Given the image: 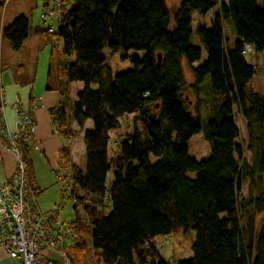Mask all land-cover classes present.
I'll return each mask as SVG.
<instances>
[{
	"label": "trees",
	"instance_id": "16d2710c",
	"mask_svg": "<svg viewBox=\"0 0 264 264\" xmlns=\"http://www.w3.org/2000/svg\"><path fill=\"white\" fill-rule=\"evenodd\" d=\"M44 1L43 7L50 8L58 0ZM6 5L0 0V7ZM62 5L58 30L37 32H52L53 39L62 41L64 55L75 60L64 68L67 83L82 85L69 108L61 103L51 111L58 134L70 143L59 152V168L66 173L59 182L65 181L63 194L69 191L70 200L77 202V218L69 225L75 243L64 251L71 263L264 264V226L257 234L264 192L242 199L245 179L254 183L264 178V96L253 88L256 66L243 55L246 44L252 45L253 54L264 53V3L259 10L256 0H183L174 15L168 0H62ZM214 9L212 28L196 30L207 55L199 64L202 50L191 44L192 12L205 17ZM224 20L232 22L238 34L233 48L225 42ZM31 31L29 17L21 15L1 32L0 117L1 43L19 52ZM106 49L146 55L132 59L133 70L113 74ZM184 62L193 74L190 86ZM207 78L215 108L204 129L211 154L198 161L189 155L188 144L203 131L200 101L195 117L185 94L199 96ZM236 109L247 123L246 149L236 144ZM130 115L132 131L120 138L110 159L111 132L121 129V120ZM88 122L92 129H86ZM80 136L86 173L72 161V142ZM21 148L37 199L44 190L37 184L29 141L22 140ZM246 150L252 154V165L245 162ZM248 208L252 215L243 227L242 213ZM189 230L196 233L193 257L165 260L158 240ZM90 251L92 263L87 258Z\"/></svg>",
	"mask_w": 264,
	"mask_h": 264
},
{
	"label": "crops",
	"instance_id": "0c3cea01",
	"mask_svg": "<svg viewBox=\"0 0 264 264\" xmlns=\"http://www.w3.org/2000/svg\"><path fill=\"white\" fill-rule=\"evenodd\" d=\"M27 2L10 0L5 7V13L0 15V39L3 28L12 24L21 15L29 17L32 27L30 36L24 42L23 48L19 52H15L16 55H10L7 45L1 44L3 105L0 117V183L11 179L17 170L16 159L8 151L5 137L7 132L15 128L16 108L20 105L33 103L36 108L37 134L36 143H30V157L35 168L38 187L45 192L53 183L52 172L61 171L59 152L70 144L69 140H65L55 133L51 111L61 103L69 108L70 103L77 100V93L82 89V85L67 83L64 68L66 64L73 63L75 60L64 55L62 41L53 39L50 34L52 32L47 36L37 32V30L46 31L50 29L56 32L58 30L57 21L53 18L46 20L40 18V0H28ZM45 4L44 1L42 5ZM237 39L238 34L236 32L235 42ZM227 44L230 46V42ZM5 56H8V59H5ZM251 57H253V61L250 64L257 68L256 75L252 80L253 88L258 94L264 96V53L253 54ZM197 66L199 64H195L193 67ZM91 126L92 123L88 122L86 129H91ZM117 131L112 132L116 133ZM81 137L83 136L72 142V161L78 167V157L83 153L77 144ZM119 142L120 139L115 140V145ZM62 174L66 173L62 172ZM45 177H50L49 186L44 184ZM56 191L57 197L53 201H50L47 206H38L42 212L51 213L56 209L59 201L58 194L61 192L58 188ZM37 205L39 204L37 203ZM69 245H71V241ZM41 254L45 261L52 260L64 264L59 253L46 249ZM45 261L40 264H46ZM0 264H22V260L12 259L6 250L0 248Z\"/></svg>",
	"mask_w": 264,
	"mask_h": 264
},
{
	"label": "rangeland",
	"instance_id": "374dc122",
	"mask_svg": "<svg viewBox=\"0 0 264 264\" xmlns=\"http://www.w3.org/2000/svg\"><path fill=\"white\" fill-rule=\"evenodd\" d=\"M26 3H28V0H23ZM183 0H168V7L171 11V14L174 15V13L177 11L179 5L181 4ZM41 5H40V18L42 15V8H43V2L44 0H40ZM257 6L259 10H262L263 8V3L264 0H256ZM9 3V2H8ZM7 3V4H8ZM6 8L0 7V15L5 13ZM216 12V9L212 10L207 16L203 17L200 16L196 11L192 12V18H193V35L191 39V44L192 46L199 48L202 50V61L199 64H202L206 58L207 55L204 52L202 45L200 43V40L197 36L196 30L198 27H203L206 29H211V20L214 17V14ZM223 27H224V36H225V42L226 44L230 42L229 48H233L235 45V40L234 37L236 35V28L232 22L229 20H224L223 22ZM232 42V43H231ZM2 43H5L8 47V52L10 55H16L15 52H13L10 47L8 42L3 41ZM1 43V44H2ZM146 55L145 51H129V52H124V51H118V52H111L110 50H105L104 51V56L106 58V64L109 66V68L112 70L113 74H120V73H125L128 71L133 70V64H132V59L134 58H143ZM5 59H8V56H5ZM247 61L249 63H252L253 57H247ZM183 72L185 76V81L187 85H192L194 83L193 80V74L191 71L190 66L184 62L183 64ZM211 88V83L210 79L207 78L201 88L199 96H195L192 92H188L185 94V100L187 103V106L189 107V111L196 117L197 116V111H196V105L197 100L200 101V108H199V118L201 122V126L203 131L200 134L195 135L189 142L188 147H189V155L193 157L194 159L201 161L209 158L211 154V146L205 140L204 138V129L207 125V123L214 118V113H215V108H214V103L212 101V96L209 94V90ZM263 96V95H262ZM236 114V122L237 126L240 130V137L236 140V144L242 145L245 149L247 146V128H246V120L243 118L242 115H240L236 109L235 111ZM122 128L115 132L111 133V153L109 154L110 159L113 158L114 152L117 149V144L115 145V140H119L123 135L129 134L132 131L133 127V122H134V116H126L122 120ZM92 129V126H91ZM114 133V134H113ZM116 134V136H115ZM115 138V139H114ZM77 144L79 148L83 151L82 154L79 155L78 157V164L80 169L86 173L87 169V156L85 152V144L83 137H81L78 141ZM252 154L249 151H245V162L248 165H252ZM243 164V162H241ZM59 173H62L61 171H58ZM52 177H53V183L49 181L50 177H45L44 184H47L46 186H49L48 184H52L51 187H48L43 194L37 198V203L39 204L38 206L42 205H48L50 201H53L55 197H57V188L61 192L58 194L59 195V201L57 202V208L62 209V220L70 225L75 222L77 215L75 211V203L73 200H69L66 196L63 194L64 190V182H59L57 176L52 172ZM189 178L194 179L195 174L194 173H188L187 175ZM261 192H264V178L262 182L258 181V178L255 179V182L252 183L250 178H247L243 182V187H242V199L247 200L248 198L255 199L259 196ZM43 207V206H42ZM243 220H242V226L246 227L248 220L250 216L252 215V209L248 208V213L245 214L243 211ZM78 215L79 219L82 222V226H86L85 223V215L82 212L81 209L78 210ZM264 226V214L260 215L257 219V234H260ZM86 242L90 245L91 244V239L90 237L85 238ZM196 241V233L193 230H189L188 233L181 235L179 237H164L160 238L158 240V244L160 245V252L163 256V258L167 261L170 262H179L182 260H188L193 257V252H192V246L194 245ZM88 261L92 263L93 261V255L90 251L88 255ZM63 263V260H62Z\"/></svg>",
	"mask_w": 264,
	"mask_h": 264
},
{
	"label": "built area",
	"instance_id": "2783aa9c",
	"mask_svg": "<svg viewBox=\"0 0 264 264\" xmlns=\"http://www.w3.org/2000/svg\"><path fill=\"white\" fill-rule=\"evenodd\" d=\"M9 1L4 0L5 5ZM62 7V0L54 3L52 8L43 7L41 19L53 18L60 21ZM252 54V45L246 44L243 55L250 57ZM35 109L33 103L17 106L15 128L5 135L7 149L16 159L17 170L11 179L0 183V248L6 250L12 259H21L22 264L44 262L45 258L41 252L46 249L59 253L64 264H72L64 251L75 243L74 230L62 220L61 208L51 213L39 209L27 176L21 142L26 140L36 143ZM54 131L59 133L55 123ZM54 174L58 180L65 178V175L57 170ZM64 196L70 200L69 191L65 190ZM45 262L59 264L52 260Z\"/></svg>",
	"mask_w": 264,
	"mask_h": 264
},
{
	"label": "water",
	"instance_id": "95a60500",
	"mask_svg": "<svg viewBox=\"0 0 264 264\" xmlns=\"http://www.w3.org/2000/svg\"><path fill=\"white\" fill-rule=\"evenodd\" d=\"M229 1H227V3H228ZM159 64H161V56H159Z\"/></svg>",
	"mask_w": 264,
	"mask_h": 264
},
{
	"label": "bare ground",
	"instance_id": "6f19581e",
	"mask_svg": "<svg viewBox=\"0 0 264 264\" xmlns=\"http://www.w3.org/2000/svg\"><path fill=\"white\" fill-rule=\"evenodd\" d=\"M157 244H158V242H157ZM158 249H159V251H160V245L158 244Z\"/></svg>",
	"mask_w": 264,
	"mask_h": 264
}]
</instances>
